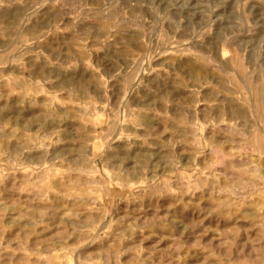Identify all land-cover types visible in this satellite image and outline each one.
I'll list each match as a JSON object with an SVG mask.
<instances>
[{
  "label": "rangeland",
  "instance_id": "rangeland-1",
  "mask_svg": "<svg viewBox=\"0 0 264 264\" xmlns=\"http://www.w3.org/2000/svg\"><path fill=\"white\" fill-rule=\"evenodd\" d=\"M262 107L264 0H0V264H264Z\"/></svg>",
  "mask_w": 264,
  "mask_h": 264
},
{
  "label": "bare ground",
  "instance_id": "bare-ground-1",
  "mask_svg": "<svg viewBox=\"0 0 264 264\" xmlns=\"http://www.w3.org/2000/svg\"><path fill=\"white\" fill-rule=\"evenodd\" d=\"M16 105H17V104H16ZM262 106H263V105H262ZM261 109H263V107H262ZM263 111H264V109H263ZM55 122H56V121H55ZM62 123H63V122H62ZM52 124H53V123H52ZM59 127H60V126H59ZM260 141H261V140H260ZM45 147H46V146H45ZM263 147H264V146H263ZM263 147H262V148H263ZM40 160H41V159H40ZM41 161H42V160H41ZM42 163H43V162H42ZM74 169H75V168H74ZM42 170H43V169H42ZM43 171H44V170H43ZM56 172H57V171H56ZM46 173H47V172H46ZM63 173H64V172H63ZM42 174L44 175V173H42ZM71 175H72V174H71ZM40 176H41V175H40ZM55 177H56V176H55ZM57 177H58V176H57ZM61 177H62V176H61ZM81 177H82V176H81ZM81 177H80V178H81ZM65 178H66V176H65ZM68 178H69V177H68ZM45 179H46V178H45ZM56 179H57V178H56ZM56 179H55V181H56ZM63 179H64V178H63ZM82 179H83V178H82ZM46 180H47V179H46ZM65 180H66V179H65ZM86 180H87V179H86ZM88 180H89V179H88ZM41 181H43V179H41ZM63 181H64V180H62V182H63ZM29 182H30V181H29ZM62 182H60V180H59V182H56V183L54 184V186H55V185H58V186H59V187L57 186V189H56V190H58V192H60V193H62L61 191H62V188H63V186L61 185ZM73 183H74V182H73ZM84 183H85V182H84ZM261 183H262V182H261ZM32 184H33V183H32ZM43 184H44V182H43ZM45 184H46V183H45ZM47 184H48V183H47ZM66 184H67V183H66ZM69 184H71V183H69ZM74 184L77 185V184H76V181H75ZM81 184H82V183H81ZM81 184H79V185L81 186ZM63 185H64V183H63ZM79 185H78V186H79ZM46 186H48V185H46ZM61 186H62V187H61ZM44 187H45V186H44ZM66 187H68V186L66 185ZM70 187H71V185H70ZM70 187H69V188H70ZM74 188H75V187H74ZM49 189H50L49 187H46L45 189L43 188V191H49ZM70 189H71V188H70ZM75 189H76V188H75ZM255 189H256V188H255ZM77 190H78V189H77ZM77 190H76V191H77ZM40 191H41V190H40ZM82 191H83V190H82ZM252 192H253V191H252ZM39 193H40V192H39ZM40 194H41V193H40ZM45 194H47V193H45ZM62 194H63V196L65 195L64 193H62ZM62 194H61V195H62ZM83 194H84V193H83ZM66 195H67V194H66ZM72 195H73V194H72ZM74 195H76V194H74ZM74 195H73V196H74ZM69 196H71V195H69ZM71 197H72V196H71ZM66 198H67V197H66ZM66 198H65V199H66ZM61 199H62V198H61ZM89 200H90V199H89ZM74 203H75V202H74ZM83 203H84V202H83ZM83 203H82V204H83ZM220 204H221V203H220ZM231 204H232V203H231ZM1 206H2V205H1ZM74 206H75V205H74ZM250 213H251V211H250ZM251 214H252V213H251ZM261 219H262V218H261ZM263 227H264V226H263ZM258 230H259V229H258ZM256 257H257V256H256ZM263 258H264V257H263Z\"/></svg>",
  "mask_w": 264,
  "mask_h": 264
}]
</instances>
